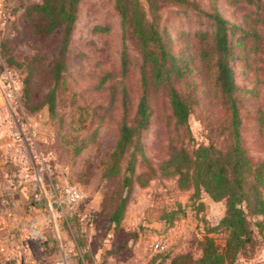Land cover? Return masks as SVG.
<instances>
[{
  "label": "rangeland",
  "instance_id": "obj_1",
  "mask_svg": "<svg viewBox=\"0 0 264 264\" xmlns=\"http://www.w3.org/2000/svg\"><path fill=\"white\" fill-rule=\"evenodd\" d=\"M262 1L256 8L246 0H190L203 11L215 2L226 20L243 28L231 39L237 55L233 67L241 89L242 142L254 161L264 160ZM38 2L41 0H0V100L6 114L0 122V127H5L0 131V140H9L0 147V162H5L3 171L9 176L15 174L23 181L0 177V226L7 227L8 217L16 221L10 233L13 237H9L8 229L3 236L0 234L1 244L4 242L0 256L6 254L0 258L1 264H72L80 245L81 256L85 260L97 259L98 264H107L108 258L110 264H158L165 254L153 252L150 247L161 235L168 239L166 254L192 252L198 257L196 237L200 232H209L224 217L223 201L215 202L206 193L197 197L193 190L179 189L177 178L159 174L146 186L134 178L129 191L124 188L122 171L104 177L108 155L117 140L122 90L127 89L130 112L139 97V56L131 35L127 40L131 64L126 76H119L123 32L115 0L79 2L66 70L57 87L54 116L44 99L53 88L49 70L61 32L49 37L50 48L35 37L27 9ZM157 3L159 12L150 15L156 16L161 28L170 34L175 51L186 49L191 35L207 28L206 19L194 6H175L172 0ZM254 27H258L257 35ZM34 57L39 60L34 61ZM33 69L28 88L26 80ZM107 72L118 77L100 85ZM115 90L117 99L111 104ZM214 102L203 95L195 107L190 120L192 138L189 140L185 132L179 139L189 149L215 137L211 129L221 123L223 112ZM167 118L168 112L158 107L141 137L147 161L139 156L136 175L148 166L156 167L165 157L172 130ZM125 165L126 160L122 169ZM67 184L80 188L84 196L76 214L67 215L53 203L54 196L63 197ZM21 185L31 187L26 200L6 196L8 186L22 192ZM127 191L124 215L115 228L110 218L123 205ZM44 194L48 197L45 203L41 201ZM7 203L15 212L12 215L6 211ZM74 217L80 222L69 220ZM153 222L159 225L152 228ZM254 224L251 218L252 238L238 264H264V228L259 230ZM213 236L219 244L224 243V233L217 231Z\"/></svg>",
  "mask_w": 264,
  "mask_h": 264
},
{
  "label": "trees",
  "instance_id": "obj_2",
  "mask_svg": "<svg viewBox=\"0 0 264 264\" xmlns=\"http://www.w3.org/2000/svg\"><path fill=\"white\" fill-rule=\"evenodd\" d=\"M80 1L41 0L27 9L33 34L45 47L50 48V36L56 31L61 32L49 70L53 88L44 99L52 116L56 112L57 87L66 70L70 35ZM157 1L115 0L114 6L120 16L123 32L119 76H126L131 64L127 46L128 36L131 35L139 56V97L136 108L130 112L127 89L122 90L117 140L108 155L104 177L119 175L122 171L124 188H129V191L134 178L141 182V186H146L159 174L163 178H177L179 189L193 190L197 197L206 193L215 202L223 201L224 217L209 232H200L196 237L200 248L198 257L192 252L180 255L163 252L165 255L158 264H238L252 238L251 218L255 219L254 226L259 230L264 228V160L254 161L243 145L241 89L233 67L237 55L231 39L236 31L241 32L243 28L226 20L215 2L208 11H203L190 0H172L175 6H194L207 21L206 29L191 35L186 49L175 51L170 34L161 28L156 16L150 15V12H159ZM246 2L256 8L263 4L262 0ZM258 32V27H254V34ZM36 60L39 59L34 57ZM33 72L34 69L26 80L28 88ZM117 77L107 72L100 85L105 86L107 81ZM115 92H112L111 104L116 102ZM203 95L216 101L214 105L220 107L223 120L211 129L215 137L207 138V142L189 149L179 139L186 132L191 140L190 120ZM158 107L168 112L167 119L172 127L166 154L156 167L148 166L136 175L139 156L147 161L141 137L150 127ZM261 126L264 129L262 119ZM124 160L126 165L122 169ZM128 191L123 205L118 206L110 218L115 228L123 218ZM69 220L80 222L77 217ZM166 228H171V225ZM217 231L225 235L222 245L213 236ZM82 247L77 246L75 250L74 259H79L77 264H82Z\"/></svg>",
  "mask_w": 264,
  "mask_h": 264
},
{
  "label": "crops",
  "instance_id": "obj_3",
  "mask_svg": "<svg viewBox=\"0 0 264 264\" xmlns=\"http://www.w3.org/2000/svg\"><path fill=\"white\" fill-rule=\"evenodd\" d=\"M9 113H10V111H9ZM6 116V114H5V109H3V103H1V100H0V122H1V119H3V118H6L5 117ZM5 127H3V128H1L0 127V131L2 130V129H4ZM1 134V133H0ZM1 139H2V136H1ZM3 140V139H2ZM2 140H0V147L1 146H4V144H6V142L7 141H9V140H4V143H3V141ZM8 144V143H7ZM6 147H9L8 145H6ZM7 150H8V148H7ZM4 151H6V150H4ZM5 165V162H0V177L2 178V180H3V178H6L7 179V177H9V178H12L13 179V181H16V182H20V183H23V181L22 180H20V179H17V178H15L14 176H15V174H14V176L13 175H8L7 174V172H5V171H3V167L2 166H4ZM10 184V183H9ZM20 188H22L23 189V191L21 192L20 191V189L19 190H15V188H12L11 186H8V190H9V192L7 193V195L6 196H12V197H14V196H19V197H21V199H24V200H26L28 197H30V191H31V187L29 188L28 186H24V185H21V187ZM45 195V194H44ZM44 198L46 199V201H48V197H46V195L43 197V199L41 200V201H43V203H45V200H44ZM4 203V202H3ZM5 204V203H4ZM8 204V203H7ZM6 204V206H8V208H7V210L6 211H8V213L9 214H11L12 215V213H15L14 211L12 212L11 210H10V208H11V206H9V204L7 205ZM10 207V208H9ZM16 210V209H15ZM16 221H14L13 219H11L10 217H8V219H7V227H4V229H3V226L1 225L0 226V234H2V236H3V233L4 234H6V230L8 229V231L10 232L12 229H15L16 228V223H15ZM159 224L157 223V222H153V224H152V228H156V226H158ZM1 238V237H0ZM1 245H4V242L1 244V242H0V247H1ZM5 255L6 254H3L2 256H0V258H4L5 257ZM82 259H81V262H82V264H98V260L97 259H92V260H85L83 257H81ZM12 260V259H11ZM109 260H111L110 258H108V260H107V264H110V261ZM1 261V260H0ZM77 261L79 262V259H77V258H75L74 260H72V264H77ZM0 264H1V262H0Z\"/></svg>",
  "mask_w": 264,
  "mask_h": 264
},
{
  "label": "built area",
  "instance_id": "obj_4",
  "mask_svg": "<svg viewBox=\"0 0 264 264\" xmlns=\"http://www.w3.org/2000/svg\"><path fill=\"white\" fill-rule=\"evenodd\" d=\"M2 77L0 75V87L2 83ZM83 193L80 188L73 185H66L63 193V197L57 199L54 196L53 203L56 208L64 209L67 215L76 214L78 207L80 206V202L83 199ZM79 216V215H78ZM151 250L156 253H163L168 248V239L166 235H161L155 239V241L151 245ZM153 248V249H152Z\"/></svg>",
  "mask_w": 264,
  "mask_h": 264
},
{
  "label": "flooded vegetation",
  "instance_id": "obj_5",
  "mask_svg": "<svg viewBox=\"0 0 264 264\" xmlns=\"http://www.w3.org/2000/svg\"><path fill=\"white\" fill-rule=\"evenodd\" d=\"M7 213H8V211H7ZM11 233V231L9 232V237H13V235L12 234H10Z\"/></svg>",
  "mask_w": 264,
  "mask_h": 264
}]
</instances>
